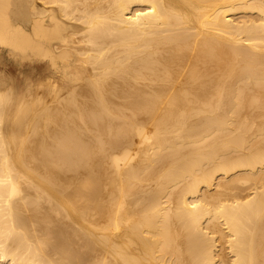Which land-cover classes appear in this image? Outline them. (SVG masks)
I'll return each mask as SVG.
<instances>
[{
	"label": "bare ground",
	"instance_id": "6f19581e",
	"mask_svg": "<svg viewBox=\"0 0 264 264\" xmlns=\"http://www.w3.org/2000/svg\"><path fill=\"white\" fill-rule=\"evenodd\" d=\"M0 264H264V0H0Z\"/></svg>",
	"mask_w": 264,
	"mask_h": 264
},
{
	"label": "rangeland",
	"instance_id": "374dc122",
	"mask_svg": "<svg viewBox=\"0 0 264 264\" xmlns=\"http://www.w3.org/2000/svg\"><path fill=\"white\" fill-rule=\"evenodd\" d=\"M12 63H9L8 65H7V72L8 73H10V74H12V75H15V72L17 73V69L14 67V66H12L11 65ZM11 67V68H10ZM16 70V71H15ZM21 73H27V70L26 69H24V70H22L21 71Z\"/></svg>",
	"mask_w": 264,
	"mask_h": 264
}]
</instances>
